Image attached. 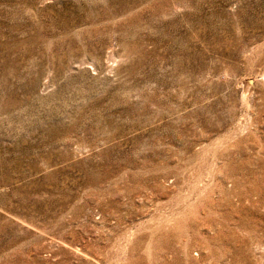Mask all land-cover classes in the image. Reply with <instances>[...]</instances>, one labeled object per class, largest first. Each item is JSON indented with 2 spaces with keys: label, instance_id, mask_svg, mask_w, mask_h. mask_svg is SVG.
<instances>
[{
  "label": "rangeland",
  "instance_id": "374dc122",
  "mask_svg": "<svg viewBox=\"0 0 264 264\" xmlns=\"http://www.w3.org/2000/svg\"><path fill=\"white\" fill-rule=\"evenodd\" d=\"M0 264H264V0H0Z\"/></svg>",
  "mask_w": 264,
  "mask_h": 264
}]
</instances>
